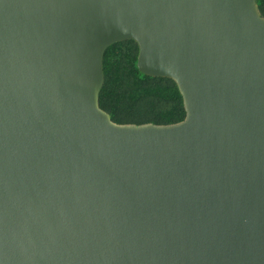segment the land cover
<instances>
[{"label": "water", "instance_id": "1", "mask_svg": "<svg viewBox=\"0 0 264 264\" xmlns=\"http://www.w3.org/2000/svg\"><path fill=\"white\" fill-rule=\"evenodd\" d=\"M258 0H0V264H264ZM185 117L116 123L103 54Z\"/></svg>", "mask_w": 264, "mask_h": 264}, {"label": "trees", "instance_id": "2", "mask_svg": "<svg viewBox=\"0 0 264 264\" xmlns=\"http://www.w3.org/2000/svg\"><path fill=\"white\" fill-rule=\"evenodd\" d=\"M257 6L264 16V0H258ZM138 51L133 39L106 48L99 106L121 124H170L183 120L186 112L176 82L170 77L142 73L137 67Z\"/></svg>", "mask_w": 264, "mask_h": 264}]
</instances>
